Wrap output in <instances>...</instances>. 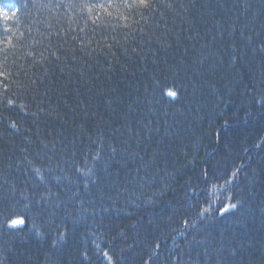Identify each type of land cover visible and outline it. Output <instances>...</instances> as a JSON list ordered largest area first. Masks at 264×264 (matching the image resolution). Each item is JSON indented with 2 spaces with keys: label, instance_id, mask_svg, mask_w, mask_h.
Listing matches in <instances>:
<instances>
[{
  "label": "trees",
  "instance_id": "trees-1",
  "mask_svg": "<svg viewBox=\"0 0 264 264\" xmlns=\"http://www.w3.org/2000/svg\"><path fill=\"white\" fill-rule=\"evenodd\" d=\"M123 3L0 0V264H264V0Z\"/></svg>",
  "mask_w": 264,
  "mask_h": 264
},
{
  "label": "snow or ice",
  "instance_id": "snow-or-ice-1",
  "mask_svg": "<svg viewBox=\"0 0 264 264\" xmlns=\"http://www.w3.org/2000/svg\"><path fill=\"white\" fill-rule=\"evenodd\" d=\"M151 4V0H124L123 7L127 9H142L147 8ZM102 7V6H101ZM9 9L7 5H0V20L7 21L9 16ZM12 15H15V13H12ZM5 31H8L7 28H5ZM167 95L175 97L176 93L174 91H168ZM11 103V101H9ZM235 204L228 205L227 208H235ZM227 208H222L221 212L227 211ZM13 224H20L23 223L22 220H14L12 221ZM107 255V254H106Z\"/></svg>",
  "mask_w": 264,
  "mask_h": 264
}]
</instances>
